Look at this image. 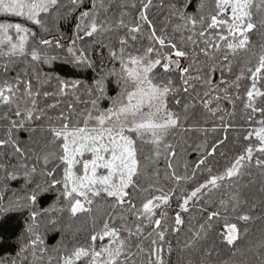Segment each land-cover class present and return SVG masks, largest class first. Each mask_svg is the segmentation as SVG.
<instances>
[{"label": "snow or ice", "instance_id": "1", "mask_svg": "<svg viewBox=\"0 0 264 264\" xmlns=\"http://www.w3.org/2000/svg\"><path fill=\"white\" fill-rule=\"evenodd\" d=\"M192 4L0 0V186L23 180L0 213L29 210L22 264H173V253L176 264H264V239L238 244L264 223V44L257 55L250 37L264 30V0ZM67 17L73 34L53 32ZM58 61L96 75L53 76ZM237 100L239 126L223 106ZM197 109L202 120L189 123ZM53 189L59 207L37 209ZM55 213L88 214L93 229L49 250L41 218L54 227Z\"/></svg>", "mask_w": 264, "mask_h": 264}, {"label": "trees", "instance_id": "2", "mask_svg": "<svg viewBox=\"0 0 264 264\" xmlns=\"http://www.w3.org/2000/svg\"><path fill=\"white\" fill-rule=\"evenodd\" d=\"M196 9V0H193L192 6L188 9L190 13H194ZM58 29V31H57ZM53 32L57 34H63L65 37L71 36L74 32V21L71 17H67L62 19L56 28L53 29ZM262 32L264 30L255 31L250 34L251 37V44L254 47L257 55L259 54L260 45L264 44V36H262ZM246 54L244 52H239L237 54V59L244 57ZM243 63V60L240 61ZM255 62V59H254ZM182 63H184L182 61ZM163 75H171L174 78H178V70H173L168 74ZM53 76H60V78L73 81V80H81L82 84H88L92 82L93 78L95 77V73L90 70H78L74 69L71 65L63 64L62 62L58 61L55 66V71L52 72ZM178 82V79H177ZM248 84V81L241 82V95L244 93L245 85ZM53 85H55V81H53ZM51 90V89H49ZM117 89H115L114 84L109 86V94L114 95ZM82 98H86L81 91L79 93ZM62 100L60 104V108H64L66 103L71 100V96L59 98ZM48 102H53L50 99ZM102 107H107L108 102L102 101ZM229 112H234V116L231 117L235 123L239 125H244L246 116L243 112L242 104L239 100L236 101V106L233 109V106L229 103H225L223 105ZM78 108H82V104L77 105ZM58 112L59 109L54 110ZM228 119V117H226ZM195 120H202L200 116L199 109L196 110L195 116L192 117L189 123L194 122ZM215 123L219 125V120H216ZM205 127L211 128L213 126L212 122L210 121L208 124L203 125ZM237 131L230 130L228 132L229 142L233 141L237 135ZM219 135L222 137L224 135L223 131H219L216 133L209 132L207 143L210 144L213 139ZM21 140H27L28 135L27 133L21 132L19 134ZM204 138L201 137L200 140ZM200 142V141H197ZM198 154L194 151H189L185 159L187 160L189 165H193L194 162L197 160ZM221 165H223V161L221 160ZM183 171V169H181ZM202 179V177L200 178ZM23 187V180L17 179L15 181H9L6 185L0 186V196L4 197V207H8L9 198L12 197L13 193H20L21 188ZM191 187V185H189ZM57 197L58 192L53 189L45 194H43L35 206L37 209H49V214L51 213L52 206L59 207L57 204ZM173 206L175 207V201L173 202ZM93 214L99 215V210L96 206L93 207ZM57 217V224L53 227L51 225H46V221L48 216L45 215L41 218L42 227L40 229L41 234L44 238L45 246L52 250L56 247H59L61 244H68L71 247L72 243L80 242L83 243L85 238L93 229V221L89 217L88 214H79L77 217L73 218L70 217L67 213H55ZM195 215V213H193ZM186 220H191L192 217L188 214H185ZM9 222L11 225L10 230H4L5 225ZM29 222V210L28 209H19V210H9L7 212L0 213V261L3 264H11L12 260H16L17 264H22L21 257L17 254L20 252L22 242L26 241L29 236L26 231L27 225ZM196 223L195 220L192 221ZM218 230H223L225 225L224 221L220 220L216 225ZM6 231V232H5ZM261 239H264V223L260 221H254L248 225V234L245 236L241 241L238 242L241 248H244L246 245H252L259 242ZM173 264H176V254L173 253Z\"/></svg>", "mask_w": 264, "mask_h": 264}, {"label": "rangeland", "instance_id": "3", "mask_svg": "<svg viewBox=\"0 0 264 264\" xmlns=\"http://www.w3.org/2000/svg\"><path fill=\"white\" fill-rule=\"evenodd\" d=\"M10 228H11V225L9 224V222L5 225V228H4V230H6V231H8V230H10ZM5 231V232H6Z\"/></svg>", "mask_w": 264, "mask_h": 264}]
</instances>
